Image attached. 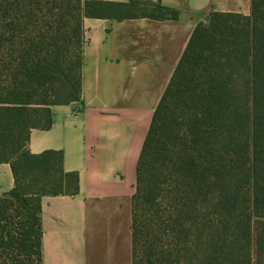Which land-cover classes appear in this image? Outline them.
Listing matches in <instances>:
<instances>
[{"label":"trees","instance_id":"trees-1","mask_svg":"<svg viewBox=\"0 0 264 264\" xmlns=\"http://www.w3.org/2000/svg\"><path fill=\"white\" fill-rule=\"evenodd\" d=\"M161 0H0V264H43L42 197L76 194L60 150L32 153L82 95L85 17L177 19ZM133 264H264V0L199 22L137 165Z\"/></svg>","mask_w":264,"mask_h":264},{"label":"crops","instance_id":"crops-1","mask_svg":"<svg viewBox=\"0 0 264 264\" xmlns=\"http://www.w3.org/2000/svg\"><path fill=\"white\" fill-rule=\"evenodd\" d=\"M127 2L129 0H105ZM177 19L85 17L82 95L52 105L29 149L60 150L76 194L42 197L43 264H133L137 165L155 110L196 25L212 11L251 12V0H161ZM15 184L0 162V195Z\"/></svg>","mask_w":264,"mask_h":264}]
</instances>
